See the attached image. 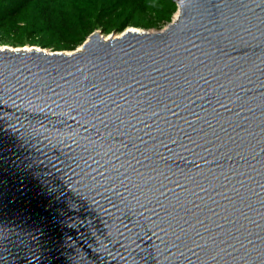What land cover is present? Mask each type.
<instances>
[{
  "label": "water",
  "instance_id": "95a60500",
  "mask_svg": "<svg viewBox=\"0 0 264 264\" xmlns=\"http://www.w3.org/2000/svg\"><path fill=\"white\" fill-rule=\"evenodd\" d=\"M174 2L0 48V264H264V0Z\"/></svg>",
  "mask_w": 264,
  "mask_h": 264
},
{
  "label": "trees",
  "instance_id": "16d2710c",
  "mask_svg": "<svg viewBox=\"0 0 264 264\" xmlns=\"http://www.w3.org/2000/svg\"><path fill=\"white\" fill-rule=\"evenodd\" d=\"M177 10L174 0H0V43L73 52L96 31L163 29Z\"/></svg>",
  "mask_w": 264,
  "mask_h": 264
},
{
  "label": "rangeland",
  "instance_id": "374dc122",
  "mask_svg": "<svg viewBox=\"0 0 264 264\" xmlns=\"http://www.w3.org/2000/svg\"><path fill=\"white\" fill-rule=\"evenodd\" d=\"M175 16H176V14L173 17L175 18ZM135 29H137L138 31H150V32L158 31V32H160L164 28L163 29H160V30L159 29L144 30V29H141V28H135ZM115 34L117 36H120L121 35V34H117V33H115ZM111 35H108V36H105L104 35V37L105 38H109ZM0 48H2V49H12V50H30V49H38L39 50V49H41V48H39L37 46H33L31 44H27L24 47H15V46H12V45L2 44V43H0ZM41 50H44V49H41ZM46 51H48V52H56V51H52V50H46ZM66 53H70V52H66Z\"/></svg>",
  "mask_w": 264,
  "mask_h": 264
}]
</instances>
